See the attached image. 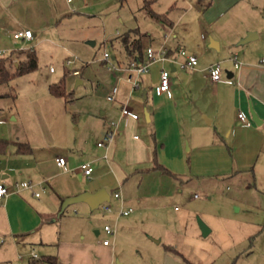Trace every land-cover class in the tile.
Here are the masks:
<instances>
[{
	"label": "rangeland",
	"instance_id": "obj_1",
	"mask_svg": "<svg viewBox=\"0 0 264 264\" xmlns=\"http://www.w3.org/2000/svg\"><path fill=\"white\" fill-rule=\"evenodd\" d=\"M212 1L0 0V8H12L7 12L0 9V28L5 21L12 31L22 27L31 29L35 34L32 42L14 39L13 32L2 37L0 51L4 53L0 57L8 60V70L15 73L19 51H35L38 57L35 71L0 85V93L14 96L0 98V139L25 142L32 148L33 154L22 157L11 146L0 157L7 158L11 166L22 169L24 161L15 163L11 156L29 161L21 176L28 174L29 170L34 175H40L46 166L45 161H54L57 155L67 160L70 156L81 160L83 154L78 149L97 146L104 141L105 134L99 127L101 115L115 105L108 100V95L117 85L118 78L122 77L120 71L128 64L121 38H141L145 46L151 44L154 50L165 46L169 30L158 25L159 22L149 15L146 3L150 2L153 11L168 15L175 23L183 15L178 23L181 36L178 39L173 37L174 46L180 44L190 52L195 49L198 54L203 49L207 50L203 60L208 63L221 62L223 66L225 62L220 60L227 58L234 64V55L239 52L240 56L264 57V0H238L223 13L216 16L207 13L204 17ZM9 15L16 20H10ZM250 33L258 38L240 43ZM202 35L207 38L204 43L201 42ZM217 36L224 40L222 50L208 47L210 38L218 42L215 39ZM105 54L110 58L105 59ZM69 61L76 63L68 65ZM51 69L53 72H50ZM75 69L80 71V76L73 75ZM175 74L172 73V76ZM63 81L68 94H71L68 99L55 97L50 92V86ZM79 81L82 83L78 84ZM111 123L118 124L116 120H111ZM237 124L239 127L232 133L225 130L216 136L218 145L223 149L219 151V163L212 167L214 172L210 176L192 177L188 164L186 176L179 175L182 182L163 176L160 179L163 183H160L154 173L130 172L121 181L119 192L126 200L124 209L133 210L131 217L135 216L140 206L154 207L160 210V214L146 213L148 217L159 218L169 227L179 220L183 221L187 236L195 237L213 249L221 246L218 240L221 241V235L226 237L227 234L234 247L224 252L215 264H228L229 261V264H264V137L246 130V124L240 120ZM104 150L102 160L111 167V174L117 176L119 168L126 163L122 158L106 153V148ZM88 165L94 170L91 164ZM229 172L233 173L228 175ZM19 176L10 175L3 182H30ZM33 183L36 184H33V187L36 186L33 191L42 196V201L46 200L50 213H53L49 201L51 189L37 188L36 180ZM146 186L151 190L161 188L162 197L143 198L142 187ZM107 192L110 196L115 193L111 187ZM120 201L112 197L111 205L120 207ZM184 214H187L186 219H183ZM108 216L103 207L91 211L86 203L74 204L56 223L48 225L46 232L51 237L64 236L96 243L102 238L96 236L95 230H104ZM200 221L210 229L214 227L215 231L204 237ZM150 224H132L129 228H124L121 223L118 225L115 264L155 263L153 257L157 260L164 247L161 245L160 253L152 252L147 249L145 240L152 239V232L164 234V229L159 226L154 228V222ZM109 226L115 229L114 225ZM112 240L109 237V241ZM195 246V243H188L181 247L191 264H201L202 254L212 255L209 248L202 246L197 251ZM34 255L41 260L46 255L44 247L14 244L8 236L0 234V264H29Z\"/></svg>",
	"mask_w": 264,
	"mask_h": 264
},
{
	"label": "crops",
	"instance_id": "obj_2",
	"mask_svg": "<svg viewBox=\"0 0 264 264\" xmlns=\"http://www.w3.org/2000/svg\"><path fill=\"white\" fill-rule=\"evenodd\" d=\"M237 2L238 0H213L209 7L207 6L208 9L202 14L204 17L207 13L216 16L235 3L237 4ZM0 9L7 12L11 11L12 8ZM182 17L183 15L177 23L168 17L167 23L157 21L159 22L158 25L169 30L164 42L165 46L160 50L171 52L169 55L175 56L178 60L181 57L177 55V51L183 47L180 44L174 46L172 39L173 37L178 39L181 36L178 31V23ZM208 18L211 19V17ZM208 18L206 19L209 20ZM9 19L16 20L11 15H9ZM1 26L0 41H2L3 36L6 37L10 32L24 30L19 27L12 31L5 21ZM203 36L201 42L204 43L207 38ZM149 37L151 38L152 35ZM243 37L245 36L243 35ZM257 38L258 36L255 35L253 40ZM215 39L218 40L219 49L222 50L223 38L217 36ZM149 47L152 48V45H147V48ZM185 50L188 54L200 56L198 57V65L194 69H181L177 63L173 64L171 61L156 63L151 66L149 73L140 77L139 88L133 87L126 80L125 74L121 72L122 77L118 78L116 83L119 87V93L116 101L113 102L115 105L102 112V120L99 122V127H102L100 130L102 134L113 131L115 126L111 123V120L118 122L117 135L113 143L106 149V153H111L115 158L120 157L126 163L124 167L119 168L117 176L111 174V167L102 160L105 150L99 147L98 144L97 146H86L78 149L83 154L81 158L83 161L70 156V159H66V167H60L56 163V158L61 155H57L54 161H45L46 166L40 175H34L32 170H29L28 174L21 176L23 174L21 171L28 166L29 161L18 160L20 158L16 159V156H11V160L13 159L12 161L15 163L24 161L25 166L22 169L11 166L8 164L7 158L0 157V183L11 189V193L0 203V234H3L4 237L8 236L11 243L14 244L21 245L23 243L44 247L46 255H43L41 260L33 256V261L29 264H49L46 261L48 258H57V264H115L118 253L116 228L120 223L123 224L124 228H129L132 224H150V222L151 224L152 222L155 223L153 224L154 228L157 226L163 227L164 234L159 235L152 232V239L145 240L147 241L145 243L148 246L147 249L152 250V252L160 253L161 245L164 247L157 260L153 257V261H155L153 264H191L181 251L182 245L188 243H195L197 251L200 250V247L205 246L212 252V255L209 256L207 254L201 255V264H215L223 257L224 252L234 247V243L227 234L226 237L221 235V241L218 240L221 244L220 247L213 249L207 243L204 245L199 239L186 235V224L183 221L179 220V224L169 227L161 219L158 220L159 218L155 219L150 216L149 218L146 213L151 214V212H154V214L156 213L155 216H158L160 210L147 207L146 204L137 209L135 216H132L133 218L131 214L123 216L120 214V210L124 208L123 205L126 204V200L122 199V194L121 199H117L121 200L120 207L111 205L110 201L108 203L111 208L113 207V210L111 212L106 211L109 214L106 226H115V229L113 228L115 230L114 236L108 235L105 230H95L96 236L102 238L95 243L93 241H78L64 236L51 237L46 232V230H49L46 227L56 223L60 216L66 212L67 209L60 215L62 203L65 199L84 192L107 190L109 187L113 188L115 193L119 192L121 181L126 179V175L130 172L144 175L154 173L158 176L157 179L158 182L161 181L160 183H163L160 180L163 179V176L182 182L179 175L186 176L188 164L192 177L210 176L209 174L214 172L212 167L219 163V151L223 149L222 146L218 145L219 140L216 136L220 135L222 131L230 130L232 133L238 128L239 124L237 123L240 120L238 117L240 112H243L252 121L251 126L246 125V130L264 137V66L260 64L261 59L264 57L260 59L253 58L248 54L240 56V52L239 54L236 53L234 58L236 57L238 67L235 65V60L234 64L227 58L220 60L225 62L223 66L220 62L222 81L215 82L209 74V68L215 64L203 60L207 50H201L200 54L195 49L194 52ZM17 60L18 62L15 64H19L23 60V56L19 55ZM154 67L156 68L153 69ZM164 68L171 72L170 97L162 94L158 89L161 70ZM172 73L176 74L172 76ZM79 82V84L82 83ZM139 92H141L140 98H138ZM124 105L129 106L136 112L139 119L133 120L122 117L121 109ZM251 106H253L254 111L261 120L260 125H257L252 119ZM146 112L149 114V118L146 117ZM254 126L259 128L253 129ZM10 141L25 143L16 140ZM32 154L33 150L29 155H19L23 157ZM228 161L230 162V159ZM85 163L94 167L91 179H87L81 170V165ZM157 165L160 167L159 169H157ZM229 165L231 167V163ZM196 167L199 170L195 169ZM163 169L169 170L173 175L165 173ZM10 175H15L17 178L20 175L23 180L28 179L32 185L34 184L33 180H36L38 182L37 188L43 186L51 189L52 194L49 201L54 209L53 213H50V206H48L46 200L42 201V196H36L33 191L36 186L31 189L17 191L15 189L17 182H3L9 179ZM160 183L158 187H160ZM142 188L144 189L142 192L143 198L145 197L146 200L152 196L161 198L163 195L161 188L157 190H151L149 186ZM110 197L116 200L114 195ZM140 204L143 205L144 201ZM186 215L184 214L183 219H186ZM212 229L211 233L215 231L214 227ZM109 237H112L113 240L110 241L109 245H104V241L109 240ZM165 239L166 242H164ZM149 258L152 259V257Z\"/></svg>",
	"mask_w": 264,
	"mask_h": 264
},
{
	"label": "built area",
	"instance_id": "obj_3",
	"mask_svg": "<svg viewBox=\"0 0 264 264\" xmlns=\"http://www.w3.org/2000/svg\"><path fill=\"white\" fill-rule=\"evenodd\" d=\"M69 2H71V0H69ZM13 37L16 40L30 41L34 39V33L32 30L24 29V30H19V31L14 32ZM3 53L4 52L0 51V54H3ZM177 55L183 59L179 61L175 56H170L169 52L166 50H154L153 48L149 47L146 51V61L143 64L131 63L130 65L122 69L120 72L125 74L126 80L129 83H131L133 87L139 88L140 77L144 74L149 73L151 66H153L156 63L171 61L173 64L177 63L181 69H194L198 65V57L195 55L188 54L184 48L178 49ZM109 58H110L109 55L105 54V59H109ZM234 60L236 62V57L234 58ZM74 63L76 62L69 61L68 65H71ZM260 64L264 66V58L261 59ZM235 65L236 67L239 66L237 62L235 63ZM51 72H53V69H51ZM209 74L213 81L215 82L222 81L221 65L220 64L212 65L209 68ZM73 75L75 76L80 75V71L75 70L73 72ZM170 76H171L170 70L165 69V68L162 69L161 74H160V83L158 87L159 91L162 94H166L169 97L171 96ZM118 93H119V87L116 85L114 86L112 92L108 95V100L111 102L116 101ZM121 115L122 117L130 118L133 120L139 119V115L127 105H124L122 107ZM238 117L246 125L248 126L252 125V121L249 120L243 112H240ZM114 126H115V130L109 131L108 133L105 134L104 141L98 143L99 147L107 149L113 143L117 135L116 128H118L117 125H114ZM56 163L60 167H66L67 160L63 157H58L56 159ZM81 170L87 179L92 178L94 170L90 165L88 164L81 165ZM31 188H33V185L31 182L17 183L15 185V189L17 191L23 190V189H31ZM10 193H11V189L7 187L6 185H4L3 183H0V203L3 202ZM36 196L39 197L40 195L36 194ZM114 197L116 199H121V193L116 192L114 194ZM100 207H103L104 210L107 212L112 211L111 205L109 203H103ZM132 212H133L132 209L126 210L124 208H121L120 210V214L123 216H128ZM104 230L110 236L115 235V230L109 225L105 226ZM109 244H110L109 240L104 241V245H109ZM34 257L37 258L36 255H34Z\"/></svg>",
	"mask_w": 264,
	"mask_h": 264
},
{
	"label": "trees",
	"instance_id": "obj_4",
	"mask_svg": "<svg viewBox=\"0 0 264 264\" xmlns=\"http://www.w3.org/2000/svg\"><path fill=\"white\" fill-rule=\"evenodd\" d=\"M145 8L153 19L159 22L167 23V15L153 11L150 2L146 3ZM120 43L126 52L127 59H129L128 65L131 63L143 64L146 61V51L148 48L147 45L145 46L141 38L130 39L129 36H126L121 38ZM17 55H22L23 60H21L19 64H15L16 71L14 74L8 70V60L0 57V85L9 84L17 76L33 72L38 68V57L35 51H19ZM50 92L53 96L64 99H68L71 96V94H68L67 92L65 81L60 84L50 86ZM10 96L14 97L10 93H0V98ZM12 145L16 147L17 153L20 155H29L32 152V148L27 143L0 139V156L5 155L9 147ZM159 168L160 167L157 165V169ZM163 171L167 174L173 175L169 170L163 169ZM46 261L49 264L58 263L57 258H48Z\"/></svg>",
	"mask_w": 264,
	"mask_h": 264
},
{
	"label": "water",
	"instance_id": "obj_5",
	"mask_svg": "<svg viewBox=\"0 0 264 264\" xmlns=\"http://www.w3.org/2000/svg\"><path fill=\"white\" fill-rule=\"evenodd\" d=\"M254 37H255V35L248 34L247 38L242 40L240 43L245 44V43L253 40ZM91 44L94 45V43H91ZM209 47L219 50V43L217 41L213 40L212 38H210ZM172 67H173V65H172ZM79 83L80 82H78V84ZM251 116H252L253 121H255V123L257 125L261 124V120L259 119V116L257 115V113L254 111L253 106H251ZM146 117L149 118V114L147 112H146ZM110 201H111L110 194L105 189H100L96 192H84V193H81L77 196L65 199L64 202L62 203L60 215L63 214V212L69 206L74 205V204L86 203L90 207L91 211H95L103 203H108ZM199 223H200L201 230L203 232V236L207 237L211 233V229L202 221H200Z\"/></svg>",
	"mask_w": 264,
	"mask_h": 264
}]
</instances>
